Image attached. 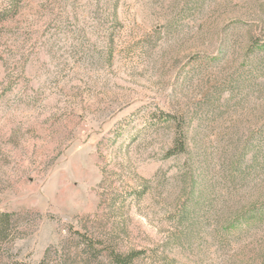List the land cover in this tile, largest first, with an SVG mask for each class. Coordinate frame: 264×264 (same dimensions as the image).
<instances>
[{
    "label": "rangeland",
    "instance_id": "1",
    "mask_svg": "<svg viewBox=\"0 0 264 264\" xmlns=\"http://www.w3.org/2000/svg\"><path fill=\"white\" fill-rule=\"evenodd\" d=\"M0 211V264H264V0H0Z\"/></svg>",
    "mask_w": 264,
    "mask_h": 264
},
{
    "label": "trees",
    "instance_id": "2",
    "mask_svg": "<svg viewBox=\"0 0 264 264\" xmlns=\"http://www.w3.org/2000/svg\"><path fill=\"white\" fill-rule=\"evenodd\" d=\"M170 116V115H168ZM187 150L186 145V131L183 128V123L175 122V125L173 126V139H172V145L168 148L166 155H171L175 153H185ZM11 214L9 212H1L0 211V221L9 223V218ZM3 229H0V236L1 239L3 238ZM95 242L90 240V246ZM137 255V252L134 250H130L128 252H119L110 250L108 252V259L111 264H133L134 258ZM42 261L39 264H42ZM8 264H26L21 261H11Z\"/></svg>",
    "mask_w": 264,
    "mask_h": 264
}]
</instances>
